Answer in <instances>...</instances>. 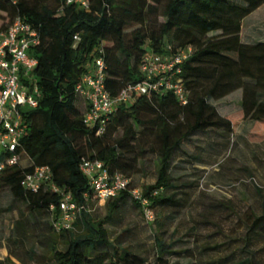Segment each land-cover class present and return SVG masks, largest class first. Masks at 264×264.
Masks as SVG:
<instances>
[{
	"label": "trees",
	"instance_id": "obj_1",
	"mask_svg": "<svg viewBox=\"0 0 264 264\" xmlns=\"http://www.w3.org/2000/svg\"><path fill=\"white\" fill-rule=\"evenodd\" d=\"M262 6L264 0H93L86 12L66 6L64 0H0V34L20 18L40 37L30 53L37 60L34 75L41 93L38 107L23 115L25 134L18 153L30 165L5 169L0 190L8 189L15 201L32 214L45 215L51 225L60 216L61 196L49 186L26 190V174L48 168L51 184L70 193L77 205H85L89 188L80 171L82 161H100L109 173L129 180L151 141L150 151L158 159L157 179L140 189L142 196L152 212L177 206L175 197L166 195L174 188L169 166L185 140L198 132L232 134L241 122H264V42L241 41L242 21ZM152 17L164 22L151 26ZM132 25L140 28L126 35ZM98 48L103 50L105 85L112 97L143 80L139 67L146 54L191 48L180 76L186 105L169 92L134 95L119 105L104 134L97 136L83 123L84 108L75 106V87ZM232 95L239 99L240 109L222 117L215 104ZM118 131L121 137L113 138ZM134 189L129 180L127 191L110 200V211L116 213L126 201L140 209L131 197ZM87 217L83 212L79 220L85 233L68 237L66 250L54 253V264H147L127 249L111 248L101 223L93 224ZM72 230L59 234L70 236ZM261 230L264 215L250 228L253 234ZM165 254L162 246L155 264H168Z\"/></svg>",
	"mask_w": 264,
	"mask_h": 264
},
{
	"label": "rangeland",
	"instance_id": "obj_2",
	"mask_svg": "<svg viewBox=\"0 0 264 264\" xmlns=\"http://www.w3.org/2000/svg\"><path fill=\"white\" fill-rule=\"evenodd\" d=\"M163 22L162 17L150 19L151 26ZM139 28L132 25L124 33ZM241 39L264 42V6L242 21ZM215 105L222 117L240 109L233 95ZM75 106L83 110L80 97ZM119 137L120 131L113 136ZM150 147L151 141L127 176L137 189L157 179L158 159ZM20 164L26 167L29 160L23 156ZM169 175L174 188L166 195L178 204L155 208L151 223L132 201L115 213L109 206L113 201L92 200L84 213L91 223H101L111 248L127 249L147 264H155L162 246L168 264H264V230L250 231L254 219L264 215V122H241L232 134L196 133L175 152ZM81 217L64 238L50 229L48 217L30 213L8 189L0 190V264H54V253L66 250L68 237L85 233Z\"/></svg>",
	"mask_w": 264,
	"mask_h": 264
},
{
	"label": "built area",
	"instance_id": "obj_3",
	"mask_svg": "<svg viewBox=\"0 0 264 264\" xmlns=\"http://www.w3.org/2000/svg\"><path fill=\"white\" fill-rule=\"evenodd\" d=\"M64 2L66 6H76L88 12L93 0ZM74 39L79 41L78 37ZM39 44L38 33L20 18L14 19L0 34V175L5 169L20 165L22 157L18 151L25 134L23 115L37 108L41 98L34 75L37 60L30 53ZM192 52L191 48H186L170 54H146L139 67L143 80L128 85L118 96L112 97L105 85L106 63L102 57L103 50L98 48L93 51L90 61L84 67L81 81L75 87L76 96L83 100L84 125L94 130L97 136L103 135L119 105L130 102L138 94L169 92L180 105H186L187 94L180 79L181 66ZM80 171L86 178L92 195L89 198V193L84 194L85 203L92 200L107 202L128 189L129 180L118 173H109L100 161L84 160ZM22 186L31 192L49 186L51 192L61 196L60 216L51 220L52 228L57 233L72 230L75 221L85 212L86 204L77 205L70 193L51 184V171L48 168H35L26 174ZM131 197L139 203L146 221L151 223L154 215L144 200L142 191L132 190ZM50 211L53 212L54 208L51 207Z\"/></svg>",
	"mask_w": 264,
	"mask_h": 264
},
{
	"label": "crops",
	"instance_id": "obj_4",
	"mask_svg": "<svg viewBox=\"0 0 264 264\" xmlns=\"http://www.w3.org/2000/svg\"><path fill=\"white\" fill-rule=\"evenodd\" d=\"M241 41H242V39H241ZM243 43H244V42H243ZM29 165H30V162H29ZM29 165H28V166H29Z\"/></svg>",
	"mask_w": 264,
	"mask_h": 264
}]
</instances>
